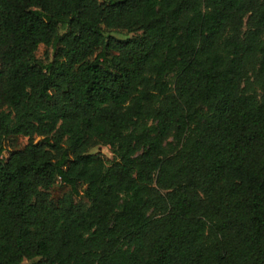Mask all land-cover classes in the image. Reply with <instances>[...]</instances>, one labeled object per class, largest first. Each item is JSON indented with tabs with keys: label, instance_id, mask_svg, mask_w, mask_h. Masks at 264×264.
Segmentation results:
<instances>
[{
	"label": "trees",
	"instance_id": "trees-1",
	"mask_svg": "<svg viewBox=\"0 0 264 264\" xmlns=\"http://www.w3.org/2000/svg\"><path fill=\"white\" fill-rule=\"evenodd\" d=\"M26 259L264 264V0H0V264Z\"/></svg>",
	"mask_w": 264,
	"mask_h": 264
},
{
	"label": "rangeland",
	"instance_id": "rangeland-1",
	"mask_svg": "<svg viewBox=\"0 0 264 264\" xmlns=\"http://www.w3.org/2000/svg\"><path fill=\"white\" fill-rule=\"evenodd\" d=\"M124 33H126L124 31ZM135 33H129L130 36H133ZM49 53V56L52 57L53 51L52 48L47 47L46 45L42 44L39 47V50L37 51V56L43 60H47V54ZM36 140L41 139L40 137H36ZM29 141L28 137L25 136H17L14 138H11L7 140V150L4 152V157L9 156V151L17 148L23 147L27 142ZM94 152H100L103 154L106 158L109 160L113 159V153L110 150L108 146L105 145H98L93 150ZM69 190V187L65 185L64 183L58 182L53 186L51 189V194L53 199L57 200L59 197H61L64 193H66ZM34 260H24L22 264H32Z\"/></svg>",
	"mask_w": 264,
	"mask_h": 264
}]
</instances>
